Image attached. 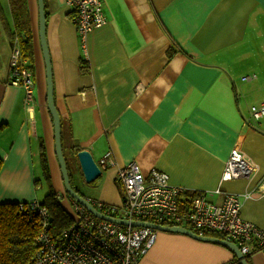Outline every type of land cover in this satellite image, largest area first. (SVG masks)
Segmentation results:
<instances>
[{"label":"crops","instance_id":"0c3cea01","mask_svg":"<svg viewBox=\"0 0 264 264\" xmlns=\"http://www.w3.org/2000/svg\"><path fill=\"white\" fill-rule=\"evenodd\" d=\"M101 1L107 23L88 34L81 51L65 0H43L63 156L65 150L71 156L87 150L98 164L110 152L114 162L91 183L94 198H86L119 206L123 189L117 172L133 162L145 179L157 172L183 189L182 208L201 195L221 205L225 194L250 193L241 200L239 218L264 232V196L256 192L264 180V117L257 121L242 112V103L254 106L264 98L254 86L244 88L256 78H241L254 73L237 74L247 38L264 31V0ZM26 4L33 57L28 73L35 97L31 111L22 89L8 82L11 46L0 26V203L43 200L35 184L42 146L51 187L63 207L69 202L46 108L37 1ZM0 5L9 21L7 0ZM233 150L254 171L221 182ZM246 257L248 264H264V249ZM138 264L238 262L220 245L158 232Z\"/></svg>","mask_w":264,"mask_h":264},{"label":"built area","instance_id":"2783aa9c","mask_svg":"<svg viewBox=\"0 0 264 264\" xmlns=\"http://www.w3.org/2000/svg\"><path fill=\"white\" fill-rule=\"evenodd\" d=\"M72 13V22L79 38L81 51L86 50L88 34L107 23L101 0H65ZM20 58L19 49L11 47L9 57V84L22 89L24 104L31 111L34 104V82ZM255 75L242 77V81L255 79ZM250 116L254 120L264 117V102L251 106ZM114 162L110 152L104 154L98 167L109 168ZM254 171L240 153L233 150L225 163L220 181L226 182L249 177ZM123 189L119 206H111L98 200L87 202L106 217L144 222L164 227H181L198 236L214 232L233 243L243 256L264 249V232L254 225L243 222L238 215L241 200L250 193L225 194L221 205L208 201L205 195L192 200L182 208L179 198L183 189L169 185L165 176L153 172L145 179L136 163L130 162L120 168L116 176ZM264 196V180L256 187ZM216 193H219L216 190ZM72 223L51 235V217L38 201H31L39 218L40 230L35 238V252L25 264H138L140 258L154 244L158 231L145 227L124 226L97 218L68 196ZM180 205V206H179ZM21 209V207H20Z\"/></svg>","mask_w":264,"mask_h":264},{"label":"trees","instance_id":"16d2710c","mask_svg":"<svg viewBox=\"0 0 264 264\" xmlns=\"http://www.w3.org/2000/svg\"><path fill=\"white\" fill-rule=\"evenodd\" d=\"M7 2L9 6V21L4 16L0 5L1 29L10 46H16L19 49L20 58L27 64V71H32V34L26 0H7ZM82 68H84V65H82ZM39 163L41 177L48 187V192L43 200L38 201V203L48 210L51 217V235L55 237L58 232L72 223V218L68 211L61 206L58 194L51 187L50 172L42 146ZM1 167L2 160L0 158V170ZM37 183L36 181L35 184ZM70 185L75 190L71 181ZM76 192L87 199L78 191ZM31 206L32 202L0 203V264H25L33 257L36 249L35 238L40 230V223L36 210L31 209ZM208 233V235L207 233L205 234L206 237L211 236L225 240L221 234Z\"/></svg>","mask_w":264,"mask_h":264},{"label":"water","instance_id":"95a60500","mask_svg":"<svg viewBox=\"0 0 264 264\" xmlns=\"http://www.w3.org/2000/svg\"><path fill=\"white\" fill-rule=\"evenodd\" d=\"M37 7H38V37H39V44L41 49V54L43 57L44 68H45V83H46V108L47 111L52 119V126H53V140H54V153L57 160L59 172L61 175V180L63 183V189L69 198L73 201L78 203L79 205L83 206L89 213L93 216L101 219H105L107 221L117 223L124 226H132V227H147L158 232L164 233H176L187 236L193 240L204 242V243H213L220 245L229 249L233 255L235 256L238 264H248L246 260V256H243L237 247L226 240H219L212 237L206 236H198L193 233L191 230L181 227H164L160 225H153L144 222H135V221H124L118 220L110 217L103 216L102 214L98 213L88 202L85 198L81 197L75 190L72 189L70 185V179L68 175L67 165L65 158L62 153V146H61V122L59 114L55 108L54 101H53V85H52V73H51V66L49 61V53L47 49L46 39H45V12H44V3L43 0H36ZM77 165L80 169L82 178L85 183L91 184L95 182L101 176V169L98 167V164L92 158L90 152L87 150L78 151L75 154Z\"/></svg>","mask_w":264,"mask_h":264},{"label":"rangeland","instance_id":"374dc122","mask_svg":"<svg viewBox=\"0 0 264 264\" xmlns=\"http://www.w3.org/2000/svg\"><path fill=\"white\" fill-rule=\"evenodd\" d=\"M247 40L248 41L246 45H244V49H243V53H244L243 60L242 62L238 63L237 74L239 72H242L244 74L254 73L256 75V79L254 80L253 83H250V82H247L248 84L245 83L244 88L246 87L249 88V86L250 87L254 86L258 90L257 96L259 98H264V31H261L259 35H256V37L253 35L252 36L250 35L247 38ZM29 73L32 74V71L30 70ZM251 98L253 101L252 103L257 102L256 96H252ZM34 101H35V97H34ZM242 104H243L242 112L244 113L245 116H247V113L249 112V109L251 107L250 106L251 103L244 102ZM260 122H257V123H260ZM64 158H65L66 165L68 168V174L70 177L69 179L74 189L78 191L81 195H83L84 197L94 198L96 191L92 187L91 184L85 183L84 180L82 179L80 169L77 165L75 154L71 156L70 153H68L67 150H65ZM37 173L38 175L36 176L38 179V183L36 184L37 185L36 194L39 197V199L40 198L42 199L47 194L48 187L44 183L43 178L41 177L39 168H38ZM63 207L65 208L68 207L69 211L71 212V208L67 206L65 202H63Z\"/></svg>","mask_w":264,"mask_h":264},{"label":"flooded vegetation","instance_id":"af4514ba","mask_svg":"<svg viewBox=\"0 0 264 264\" xmlns=\"http://www.w3.org/2000/svg\"><path fill=\"white\" fill-rule=\"evenodd\" d=\"M82 179H83V178H82ZM64 198H65V199H67V197H66V196H64Z\"/></svg>","mask_w":264,"mask_h":264}]
</instances>
